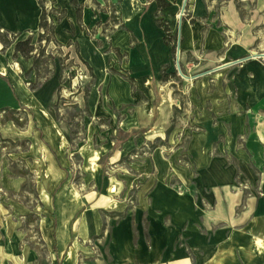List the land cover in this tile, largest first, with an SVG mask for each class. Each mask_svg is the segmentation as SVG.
Instances as JSON below:
<instances>
[{"label":"crops","instance_id":"1","mask_svg":"<svg viewBox=\"0 0 264 264\" xmlns=\"http://www.w3.org/2000/svg\"><path fill=\"white\" fill-rule=\"evenodd\" d=\"M166 1L171 6L160 12L157 0H49L47 5L64 13L60 20L59 14L52 16L57 41L67 46L71 59L80 43L81 59L96 72H102L108 60L87 39V33L102 21L97 7L116 9L119 15L121 28L113 27L111 41L121 54L127 53V61L116 59L117 67L129 71L135 83L118 74L103 77L99 86L107 83L109 101L118 109L140 103L132 91L136 85L148 102L123 119L130 128L119 131L136 133L117 148V140L113 143L111 164L152 139L167 138L165 145L130 164L138 177L108 179L105 194L119 198L120 212L127 209L138 179L141 182L134 210L112 226L107 257L111 264H264V57H255L264 52L258 51L259 37L244 28L236 8L227 7L213 18V7L195 0L193 14L182 19L180 63L187 72L201 68L198 75L185 79L187 85L193 81L191 98L197 107L193 122L198 129L181 147L176 128L167 134L175 109H180L169 87L173 82L158 81L172 54L157 25V14L166 16L171 27L178 19L177 36L179 30V14L173 17L172 11L180 0ZM41 14L38 0H0V33L17 37V42L39 36ZM102 16L107 21L109 12ZM204 17L205 23L200 20ZM15 45L5 48L0 42V116L20 111L26 97L13 60ZM111 62L116 63L113 58ZM162 122L163 130L154 132ZM61 124L57 123L60 128ZM182 148L191 166L180 162ZM0 174L7 177L1 163ZM113 181L116 194L108 191ZM100 209L106 206L83 212L90 223L82 215L80 236L107 232ZM59 232H64V225L61 231L57 226L52 248L57 259L66 255L67 263L80 249L61 240ZM16 247L17 241H0V264L21 262L19 250H10ZM26 261L29 264L27 246Z\"/></svg>","mask_w":264,"mask_h":264},{"label":"rangeland","instance_id":"2","mask_svg":"<svg viewBox=\"0 0 264 264\" xmlns=\"http://www.w3.org/2000/svg\"><path fill=\"white\" fill-rule=\"evenodd\" d=\"M203 1L207 7H213V18H219L227 7L236 8L244 28L259 37L258 51L264 52V0ZM178 3L172 11L173 17L180 14L183 0ZM194 3L195 0H188L183 18L193 14ZM96 11L102 21L87 33V39L98 47L97 52L100 50L107 55V66L102 72H96L93 67V71L89 70L82 60L80 43L74 48V59H71L67 46L59 43L55 35V41L51 42L40 41L39 36L31 37L34 51L29 58L16 51L13 54L26 97L20 111H6L0 116V163L7 175L0 177V241L6 244L18 242V248L10 250L21 253L19 264H28L26 246L30 253L29 264H111L107 252L112 226L134 210L141 181L138 179L130 192L128 207L123 212H120L119 198L105 194L106 184L109 178L121 181L123 175L138 177L130 164L140 162L152 153L151 145L158 144V138L152 139L121 162L111 164L115 153L110 148L119 137V130L130 128L123 119L137 112L139 105L144 108L148 99L136 85L132 91L140 98V103L118 109L109 101L107 83L99 86L103 77L118 74L131 77V73L117 67L116 59L119 63L127 61V53L121 54L111 41L113 27L121 28L116 9L98 6ZM108 12L106 21L102 14ZM162 17L167 19L164 15ZM200 20L205 23L207 17ZM167 22L173 34H177L178 19L172 27ZM10 40L15 41L11 45L17 42V38ZM176 52L177 48L174 55L171 53L172 62L163 68L158 81H162L163 72L170 75L176 72L180 79L168 75L169 82H173L169 87L174 89L180 108L175 109L174 128L178 131V145L185 148L191 133L198 129L193 122L197 107L191 98L193 81L187 85V80L179 75ZM111 58L116 63H112ZM180 68L185 76L190 77L198 75L201 70L187 72L181 63ZM59 122L61 128L57 125ZM163 128L162 122L154 132ZM166 139L162 141L166 143ZM184 148L180 150V162L186 159ZM96 152L104 155L92 169L90 162ZM188 164L191 166L190 162ZM116 184L114 182L111 186L114 189L111 194L117 193ZM93 206L108 208L100 209L107 232L82 237L79 225L83 212ZM84 218L90 223L89 216ZM63 225L64 232H59L63 239H60L70 242V247L76 243L80 249L75 258L69 257L67 263L66 255L59 260L52 248L57 226L61 231Z\"/></svg>","mask_w":264,"mask_h":264},{"label":"trees","instance_id":"3","mask_svg":"<svg viewBox=\"0 0 264 264\" xmlns=\"http://www.w3.org/2000/svg\"><path fill=\"white\" fill-rule=\"evenodd\" d=\"M39 5L42 9V14H41V19H40V29L42 30V33L39 35V40L40 41H55L54 40V31H55V25L52 21V16L54 14H59V20L62 19L63 17V11L60 12L59 9H55L54 7H51L50 9L47 8V5L49 4V0H38ZM52 3V2H51ZM75 4V2L73 1ZM159 12L163 11L167 8H169L171 5L166 1V0H157ZM79 16H80V9L78 10ZM192 23H195V20H192ZM157 25L159 28L164 32L165 34V44L166 46L171 48V53L174 55L175 54V49L178 41V36L177 34H173L172 30L169 27L168 22L162 17V15L159 13L157 14ZM13 40L17 37L11 36V39ZM0 42L4 45V47H9L12 43L15 41H11L9 38V35L7 33H0ZM15 51L18 54H21L25 58H29V56L33 53L34 51V46L31 44V38H28L25 41H18L16 42L15 45ZM86 64V63H85ZM87 65V64H86ZM88 66V65H87ZM89 70L92 71V69L88 66ZM164 76L162 81L163 82H169V76L170 74H166L163 72ZM173 78H177L178 81H180L178 75L176 72H173L171 75ZM125 79L134 86V80L131 77H125ZM176 114V113H175ZM175 124L173 120L172 127L167 131V134H170L174 130ZM136 132H132L131 134L128 133H123L119 132V137L117 138L115 148L120 146L122 143L127 141L131 136H133ZM158 144H153L151 145V150L157 149L159 146H163L166 143L162 141L161 139H157ZM183 163H188L187 158L182 161Z\"/></svg>","mask_w":264,"mask_h":264},{"label":"water","instance_id":"4","mask_svg":"<svg viewBox=\"0 0 264 264\" xmlns=\"http://www.w3.org/2000/svg\"><path fill=\"white\" fill-rule=\"evenodd\" d=\"M188 4V0H184L181 12L179 14V30H178V42H177V52H176V66H177V70L179 72V75L184 78V79H191L190 77L185 76L180 68V59H181V44H180V30H181V25H182V19L185 13V9L187 7ZM255 57H264L263 55H257Z\"/></svg>","mask_w":264,"mask_h":264},{"label":"bare ground","instance_id":"5","mask_svg":"<svg viewBox=\"0 0 264 264\" xmlns=\"http://www.w3.org/2000/svg\"><path fill=\"white\" fill-rule=\"evenodd\" d=\"M17 68V67H16ZM3 71V70H2ZM7 73V72H6ZM10 74V73H9ZM17 82V81H16ZM21 89V88H20ZM22 91V90H21ZM127 125V124H126ZM127 145V144H126ZM125 147V146H124ZM83 149V148H82ZM99 158H100V155H99V153L98 152H96L95 153V156L92 158V160H91V162H90V166H91V168L92 169H94V166L96 165V162L99 160ZM89 160V159H88ZM109 191V190H108ZM110 193L111 192H114V189L113 188H111L110 189V191H109Z\"/></svg>","mask_w":264,"mask_h":264},{"label":"built area","instance_id":"6","mask_svg":"<svg viewBox=\"0 0 264 264\" xmlns=\"http://www.w3.org/2000/svg\"><path fill=\"white\" fill-rule=\"evenodd\" d=\"M49 9V8H48Z\"/></svg>","mask_w":264,"mask_h":264}]
</instances>
